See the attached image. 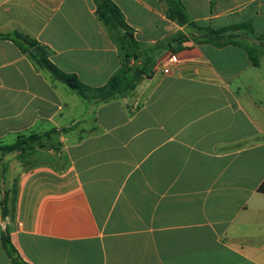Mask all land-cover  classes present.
Returning a JSON list of instances; mask_svg holds the SVG:
<instances>
[{"label": "crops", "instance_id": "0c3cea01", "mask_svg": "<svg viewBox=\"0 0 264 264\" xmlns=\"http://www.w3.org/2000/svg\"><path fill=\"white\" fill-rule=\"evenodd\" d=\"M111 1L144 47L129 56L145 74L88 114L5 37L35 39L58 69L104 87L126 51L94 0H0V142L74 126L19 169L15 219L0 215V264H16L3 226L28 264H264V0H179L197 26L250 24L257 66L240 47L194 41L161 0ZM178 34L189 39L173 53ZM171 55L179 62L164 73Z\"/></svg>", "mask_w": 264, "mask_h": 264}, {"label": "trees", "instance_id": "16d2710c", "mask_svg": "<svg viewBox=\"0 0 264 264\" xmlns=\"http://www.w3.org/2000/svg\"><path fill=\"white\" fill-rule=\"evenodd\" d=\"M166 3L167 16L173 21H176L181 26L189 25L194 33V41L201 43L205 42L215 47L222 48L228 45L240 47L248 54L251 62L257 66L259 56L262 50L253 43L252 26L244 24L236 27L214 30L211 27H200L195 23H191L185 6L179 0H161ZM96 6V14L100 22H102L114 35L116 42L121 48L126 51V59L123 61L121 69L111 77L109 82L101 88H92L84 85L76 75L68 74L50 61L51 50L41 45L35 39L19 32H15L6 36L11 40L20 51L27 55L29 59L40 69L45 70L50 75L65 84L72 92H74L88 106V114L90 108L108 103L117 98L126 97L136 90L139 84L143 81L145 71L130 67L129 52L143 49L135 38L132 30L125 21L122 11L111 0H94ZM189 38L183 34H178L167 44L173 53H176ZM149 55V66H153L156 59L151 58L155 51H146ZM74 129L70 126L61 130L53 129L44 134H31L28 136H20L10 145H4L0 142V181L4 185L6 183V173L8 166L4 163V159L9 154L21 153L25 154L28 148H32L36 144L50 139L51 135L56 132L66 134ZM22 159V157H19ZM260 193H264V182L259 188ZM19 187L18 181L11 189L4 192L3 200L0 201V215L3 219H15L18 204ZM2 244L10 259L16 264H28L24 262L14 248L9 231L6 230L2 234Z\"/></svg>", "mask_w": 264, "mask_h": 264}, {"label": "rangeland", "instance_id": "374dc122", "mask_svg": "<svg viewBox=\"0 0 264 264\" xmlns=\"http://www.w3.org/2000/svg\"><path fill=\"white\" fill-rule=\"evenodd\" d=\"M36 146H38L40 148V144L34 145V147H36ZM43 147L47 148V146H43ZM49 147L50 146H48V148ZM34 152H36L35 148L33 150H32V148H28L25 154L16 153L20 156H17L12 161L6 163V165L8 166V172L5 175L6 183L2 187L3 192H5L8 189H11L12 186L15 184L16 180L18 179L19 169L21 168V166H22V168L25 169L26 166H29L31 164L30 156H32L34 154ZM19 157H22V159H20ZM3 197L4 196L1 195V193H0V201L3 200Z\"/></svg>", "mask_w": 264, "mask_h": 264}, {"label": "built area", "instance_id": "2783aa9c", "mask_svg": "<svg viewBox=\"0 0 264 264\" xmlns=\"http://www.w3.org/2000/svg\"><path fill=\"white\" fill-rule=\"evenodd\" d=\"M178 62H179L178 56L176 55L169 56L165 61L162 62V65L166 67V69L164 70V73H169L170 65L176 64ZM130 67L133 68V65H131V63H130Z\"/></svg>", "mask_w": 264, "mask_h": 264}, {"label": "water", "instance_id": "95a60500", "mask_svg": "<svg viewBox=\"0 0 264 264\" xmlns=\"http://www.w3.org/2000/svg\"><path fill=\"white\" fill-rule=\"evenodd\" d=\"M4 227V231H6V226H3Z\"/></svg>", "mask_w": 264, "mask_h": 264}]
</instances>
